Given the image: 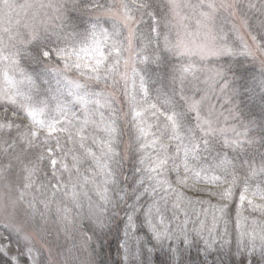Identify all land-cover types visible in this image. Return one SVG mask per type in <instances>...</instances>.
Listing matches in <instances>:
<instances>
[{
    "label": "snow or ice",
    "instance_id": "snow-or-ice-1",
    "mask_svg": "<svg viewBox=\"0 0 264 264\" xmlns=\"http://www.w3.org/2000/svg\"><path fill=\"white\" fill-rule=\"evenodd\" d=\"M0 78V264H264V0H0Z\"/></svg>",
    "mask_w": 264,
    "mask_h": 264
},
{
    "label": "rangeland",
    "instance_id": "rangeland-1",
    "mask_svg": "<svg viewBox=\"0 0 264 264\" xmlns=\"http://www.w3.org/2000/svg\"><path fill=\"white\" fill-rule=\"evenodd\" d=\"M241 35H243V33H241ZM233 41H238V37L236 36L235 33H231V34H230L229 44L231 45V44L233 43ZM238 58H242V59L244 60L243 57H236V59H238ZM244 62H245L248 66L260 70V69H259V61H256L255 63H252V62H250L249 60H244ZM245 66H246V65H245ZM204 79H205V77H204V76H201V80L203 81ZM2 87H5V85H4V83H3L2 78H0V88H2ZM129 88H131V84H129ZM214 102H215V101H214ZM40 118H41L40 116L37 117V119H40ZM97 118H98V116H97Z\"/></svg>",
    "mask_w": 264,
    "mask_h": 264
},
{
    "label": "trees",
    "instance_id": "trees-1",
    "mask_svg": "<svg viewBox=\"0 0 264 264\" xmlns=\"http://www.w3.org/2000/svg\"><path fill=\"white\" fill-rule=\"evenodd\" d=\"M238 60H243V59H242V58H238ZM245 65H246V66H245ZM21 67L27 69V65L24 64V63L21 64ZM244 67L247 68V69L249 70L250 73H253V74H255V75L258 76V74H259V70H258V69H255V68H252V67L248 66L245 62H244ZM27 70H28V71H31V69H27ZM22 87H23V86H22ZM127 139H128V137H127V135H125V140L127 141ZM190 195H193V194L190 193ZM115 247H116V244H115V241H113V243H112L113 258H114V259H118L119 257H117V256L115 255Z\"/></svg>",
    "mask_w": 264,
    "mask_h": 264
}]
</instances>
